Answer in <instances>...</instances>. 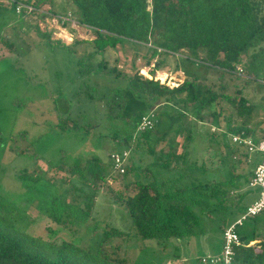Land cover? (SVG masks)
Listing matches in <instances>:
<instances>
[{"label": "trees", "instance_id": "trees-1", "mask_svg": "<svg viewBox=\"0 0 264 264\" xmlns=\"http://www.w3.org/2000/svg\"><path fill=\"white\" fill-rule=\"evenodd\" d=\"M14 1L25 2L35 8L29 13L22 10L20 15L43 16L36 9L46 0ZM70 2L73 12L69 16L75 17L79 24L88 27L93 34L91 39L76 41V44L88 43L97 53L116 48L124 42L144 45L152 51L150 57L154 58L155 63L147 76L136 70L128 77L125 92L117 89L107 98L108 117L124 121L130 126V130L120 139L129 147L123 173L113 167L110 158L112 151L108 157L116 171L115 176L105 169V162L98 155L48 162L49 167L67 169L71 176L77 178L72 180L71 188H65L61 193L54 189L48 197L47 217L59 227L58 230L48 226L46 238L28 233L23 228L28 217L27 210L19 209L0 190V264H136L126 250L131 240L139 239L154 240L162 251H166L168 242L174 240L176 243L171 258L177 259V243L186 236L201 232L203 217L225 213L220 223L223 234L227 224L246 209L241 205L246 192L241 190L244 185H248L253 167L259 162L260 156L232 143L231 135H243L258 141L264 138V126L261 127L264 120L253 124L257 116V104L243 94V89L237 88L233 94H229L225 91L226 85L217 87L210 84L196 71L178 85L169 86L165 82L161 83L155 72L162 68L168 56L180 54V59L202 65L220 76L226 74L243 77L245 83L262 80L264 84V0ZM9 4L15 9V3ZM52 14L68 16L57 10ZM63 24H68V20ZM42 35L48 44L60 45V41H50L49 33ZM0 43L9 47L14 45L2 32ZM237 66L241 67L247 77H240ZM97 69L104 73L114 72L116 76L121 75L122 70L117 64H109L105 59L98 62ZM174 69H178V66L175 65ZM224 101L234 109L241 122L232 124V120L227 119L226 130L222 132L219 131L220 119L227 117L223 115ZM177 103H182L184 110L178 109L177 114H169L170 118L179 119L185 111H189L192 118L200 123L205 121L207 115L212 118L211 123L218 130L211 131L206 127L205 133L206 138L214 141L221 152L226 149V153L222 154L224 178L214 177L203 163L199 164L195 157H191L186 143L182 142L179 152L173 149L170 143L173 136L170 133L179 132L182 129L180 126L161 132L158 130L164 115H168L166 109L175 107ZM161 104L166 106L162 107L161 113H157L153 108ZM150 110L155 111L153 128L138 131L141 117ZM70 118L71 115L67 113L59 121L58 127L63 132L74 134L72 129L78 125ZM91 127H87L85 132ZM258 129L260 132H257ZM191 135V130H185L182 140H189ZM116 137L112 135V138ZM166 142L169 149L157 148ZM137 153L139 155L136 156ZM143 154L150 157L147 162H143ZM228 155L235 160L230 162ZM249 163L252 169H248ZM241 164L243 169L238 168ZM140 173L141 177L124 180L129 174ZM15 176L21 181L37 184L43 178L31 175L26 168L20 169ZM110 178L119 179L124 192L113 189L108 183ZM102 186L109 188L114 201L128 210L132 222L131 231L123 232L107 224L100 226L99 221L93 219L92 211L99 187ZM68 196L70 201L67 200ZM37 200L40 208L45 201ZM91 219L94 220L91 224V243L74 241L73 238L82 231V226L87 227L84 224ZM240 227L244 231H239ZM61 231H66L68 236L50 237ZM237 233L241 245L235 248L230 264H264V212L248 217L237 228ZM252 240L259 242L248 246ZM137 263L157 264L143 259ZM197 264L221 262L211 263L209 259L203 261L201 257L197 258Z\"/></svg>", "mask_w": 264, "mask_h": 264}, {"label": "rangeland", "instance_id": "rangeland-1", "mask_svg": "<svg viewBox=\"0 0 264 264\" xmlns=\"http://www.w3.org/2000/svg\"><path fill=\"white\" fill-rule=\"evenodd\" d=\"M2 1L0 0L4 6L1 7L0 3V32L14 45L12 48L0 43V190L3 196L13 200L19 209L27 210L28 217L23 228L28 233L46 238L48 226L59 229L47 217L50 193L54 192V189L61 193L65 188L72 187V180H77L67 169L51 168L48 162L54 163L60 159L71 161L78 156L98 155L104 160L105 169L115 176L116 171L110 164L108 154L111 151H129L127 144L122 143L120 139L130 130V126L124 121L108 117L107 98L117 89L125 92L128 77L136 70L147 76L153 69L155 60L150 57L152 51L144 45L124 42L116 48L97 53L88 43L76 44V41L91 39L93 34L88 27L79 24L75 17L69 16V13L73 12L70 0H46L39 7L43 13H47L43 16L20 15L9 1ZM52 10L68 14V24H62L61 20L51 15L50 13L55 12ZM42 33H49L50 41H60V45L48 44ZM72 43L73 45H63ZM179 56L180 54L168 56L162 68L155 72L161 83L165 81L170 86H175L196 71L210 84L217 87L226 85L225 91L229 94H233L237 88L243 89V94L257 104V116L253 124L264 120L262 80L245 83L242 76H220L217 72L180 59ZM103 59L122 68L121 75L99 71L97 64ZM175 65L178 69H174ZM185 68L188 70L187 75ZM164 106L166 105L161 104L153 109L161 113ZM178 109L184 110L182 103L166 109L168 115H164L158 130L161 132L180 126L182 129L179 132L170 133V136H173L170 139L173 149L179 152L182 142L186 143L191 157H195L199 164L203 163L214 177L224 178L222 154L226 153V149H223L222 153L214 141L206 138V127L211 131L218 130L211 123L212 118L207 115L205 121L200 123L192 118L189 111H185L179 119L170 118L169 114H177ZM223 109V115L227 117L220 119L219 131L222 132L226 130L227 119H231L232 124L241 122L226 101L223 102ZM67 113L71 115L70 120H75L78 125L72 129L74 134L63 132L58 127L59 121L65 118ZM89 126L92 127L85 132ZM263 126L264 123L261 124V127ZM184 129L191 130L189 140H182ZM113 134L117 135L115 139L112 138ZM166 144L167 142L165 145L161 143L157 148L163 147L167 150L169 145ZM142 158L143 162L150 159L146 154H143ZM227 159L232 162L233 158L228 155ZM225 164L227 166V162ZM242 167L243 164L238 168L243 169ZM22 168H26L31 175L42 176L40 183L16 178L15 175ZM248 169H252L250 163ZM141 175L129 174L124 180H133ZM108 181L113 189L124 190L119 179L110 178ZM244 188L247 190L244 204L247 205L257 198L258 188H250L247 184ZM111 195L109 188L99 187L92 211L93 219L99 221L100 226L107 224L123 232L131 231L132 222L128 210L114 201ZM37 199L45 201L40 208ZM67 200L70 201L71 198L68 196ZM224 216L225 213L219 212L203 217L201 232L186 236L177 243V259L171 258L173 245L176 243L174 240L168 242L166 251L159 250L154 240H131L126 252L131 260L135 259L136 264L142 259L157 264H197V258H215L222 250L223 234L220 223ZM93 219L84 224L87 227L82 226V231L73 238L74 241L91 243ZM239 231L244 229L240 227ZM59 236L68 235L66 231H61L50 237Z\"/></svg>", "mask_w": 264, "mask_h": 264}, {"label": "built area", "instance_id": "built-area-1", "mask_svg": "<svg viewBox=\"0 0 264 264\" xmlns=\"http://www.w3.org/2000/svg\"><path fill=\"white\" fill-rule=\"evenodd\" d=\"M11 3H15V11L17 13L22 10H26L28 13L35 10L31 4H27L21 1L7 0ZM43 15L46 12H42L40 8L36 9ZM56 19L61 20L62 24L64 21L68 20V16H62L59 14H52ZM178 55V54H176ZM237 72L241 76H246L245 72L241 67L237 66ZM247 77V76H246ZM163 81L162 83H164ZM166 83V82H165ZM169 85V84H168ZM178 85V84H176ZM175 85V86H176ZM170 86V85H169ZM155 111L150 110L144 114L138 124V131H145L153 128L154 126ZM232 143H235L246 150L249 153H257L260 156L259 162L255 165L253 173L248 181V186L250 188H258V197L249 204L244 212H242L235 220L230 222L223 231V245L221 254L215 258H203V261L210 260L211 263L221 262V264H230L233 260L235 254V248L241 245V240L239 234L237 233V228L243 224V222L248 218L258 215L264 212V138L258 141L253 140L251 137H246L243 135L233 134L231 135ZM129 151L124 150L122 152H112L110 158L113 162V167L119 172H124V164L126 163Z\"/></svg>", "mask_w": 264, "mask_h": 264}, {"label": "crops", "instance_id": "crops-1", "mask_svg": "<svg viewBox=\"0 0 264 264\" xmlns=\"http://www.w3.org/2000/svg\"><path fill=\"white\" fill-rule=\"evenodd\" d=\"M2 1V0H1ZM3 2V1H2ZM255 167V166H254ZM254 167H253V170H254ZM243 192H247V190L245 189V188H243V190H242ZM246 196H247V193H245V195H244V197L241 199V205H243V206H245V207H247L249 204H251L256 198H254L253 200H251L247 205H245L244 204V200L246 199ZM258 197V196H257ZM233 221V220H232ZM232 221H230V222H232ZM228 225V224H227ZM259 242V240H252V241H249V243H248V246H250V245H255L256 243H258Z\"/></svg>", "mask_w": 264, "mask_h": 264}]
</instances>
